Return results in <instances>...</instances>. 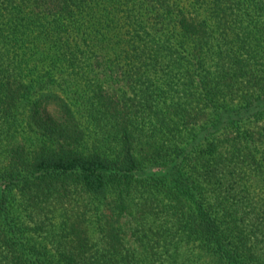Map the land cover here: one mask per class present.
Wrapping results in <instances>:
<instances>
[{"label": "trees", "instance_id": "16d2710c", "mask_svg": "<svg viewBox=\"0 0 264 264\" xmlns=\"http://www.w3.org/2000/svg\"><path fill=\"white\" fill-rule=\"evenodd\" d=\"M0 264H264V0H0Z\"/></svg>", "mask_w": 264, "mask_h": 264}]
</instances>
